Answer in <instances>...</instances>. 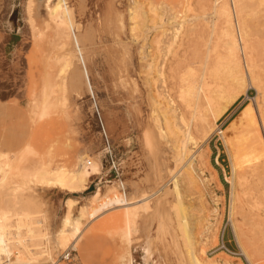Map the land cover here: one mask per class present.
Listing matches in <instances>:
<instances>
[{
  "label": "rangeland",
  "instance_id": "1",
  "mask_svg": "<svg viewBox=\"0 0 264 264\" xmlns=\"http://www.w3.org/2000/svg\"><path fill=\"white\" fill-rule=\"evenodd\" d=\"M30 1L29 12V0H0V210L31 212L35 220H41L35 224L39 235L32 248L51 255L43 256L39 264L56 262L71 246L74 264H116L122 241L130 244L132 264H143L148 242L152 247L149 264H192V253L201 264H264V231L254 225L257 213L264 211V196L259 195L264 187V0H243V13L236 0V7L232 0L218 4L215 0H139L145 8L140 18L144 26L134 30L129 0H68L79 25L62 36L53 23L47 24L44 0ZM114 2L122 24L112 17ZM223 3L231 11V32L240 45L237 55L243 72L253 68L251 75L257 77L255 82L245 78L243 88L233 86V91L223 66L232 42L225 35L230 29L218 8ZM104 18L100 32L98 24ZM141 51L152 63L149 73L142 67ZM60 55L68 65L63 72L55 59ZM212 68L213 76L209 74ZM205 80L218 91L237 95L216 118L193 98ZM164 100H172L179 109L177 117L169 116L173 134L160 108ZM218 103L223 105L225 99L221 97ZM248 109L254 115L253 125L245 120ZM201 116L212 126L203 128ZM247 125L258 127L263 143L258 159L250 162L252 168L258 166V173L252 172L246 184L241 180L248 167L242 166L240 158L247 138L242 141L240 135ZM81 157L98 159L102 167L84 192L71 195L37 184L31 185L28 203L10 195L19 181V167L43 160L52 169L77 170ZM172 176L179 180L182 203L173 191ZM244 185L246 190L241 188ZM98 187L103 193L112 187L107 198L123 193L131 202L150 195L146 200L149 211L137 216V236L128 234L124 209L89 216L88 199ZM68 197L79 201L72 216L78 217L82 205L88 213L79 216L83 228L79 240L60 247L58 231ZM244 218L253 226H245ZM11 222L15 225L16 216ZM225 226V241L241 256L216 249ZM11 229L16 231L15 226ZM237 235L249 259L238 246ZM14 261L12 256L11 264Z\"/></svg>",
  "mask_w": 264,
  "mask_h": 264
},
{
  "label": "bare ground",
  "instance_id": "2",
  "mask_svg": "<svg viewBox=\"0 0 264 264\" xmlns=\"http://www.w3.org/2000/svg\"><path fill=\"white\" fill-rule=\"evenodd\" d=\"M40 1V0H39ZM152 1V0H151ZM149 0V3L151 2ZM155 1V0H154ZM216 4H218L220 2V0H215ZM224 1V0H223ZM226 1V0H225ZM224 1V2H225ZM237 1V5L239 6L240 11L243 13V0H236ZM235 0H232V6L235 4L236 2ZM130 2V7H129V14H130V20H131V24L132 29L134 30L137 26H144L143 23L141 24V20L140 18L143 17V10L145 8H143L142 3L139 2V0H129ZM222 2V0H221ZM31 1L29 0L28 2V11L30 12L32 7H31ZM225 3H228L227 1ZM223 3L221 5V7L219 6L218 8L221 9L219 11H221L222 16L225 17V21L227 23V27H229L230 30H227L226 34L228 38H230L232 40L231 44L227 46L228 49V54H227V58L226 61H224L223 66H225L228 69L229 75H230V79L232 80L231 83V89L233 86H242L241 89L243 88V84L245 81V78L248 79L247 81L250 80L251 81H257V77L255 75H251L254 74L253 72V68H250V73L248 72L249 70H246L247 73L245 74L243 72L242 69V63L240 62L238 55H237V51L238 49H240V45L239 42H236V36L234 35L233 32H231V11L229 8L228 4ZM152 4V3H151ZM44 5L47 8V14H48V19L47 21H49L47 24L53 23L56 27V29L59 31L60 35H65L71 28L72 26H75V22H74V15H73V9L71 6H69V2L68 0H44ZM154 5V3L152 4ZM159 4L156 5V7ZM228 6V7H227ZM237 6V7H238ZM148 7V6H147ZM236 7V4H235ZM233 7V8H235ZM155 9V7H154ZM163 9V7H161V10ZM153 10V8H152ZM160 11V9H158ZM233 11V9H232ZM239 11V12H240ZM161 12V11H160ZM160 12L158 13V15H160ZM235 13V12H234ZM153 14V13H152ZM156 15V12L155 14ZM236 15V14H235ZM164 16V15H163ZM154 17V16H153ZM155 18V17H154ZM159 18V17H157ZM146 19V18H145ZM143 19V20H145ZM153 19V18H152ZM233 20V19H232ZM146 22V21H145ZM158 22V21H157ZM163 22V21H162ZM169 22V21H168ZM243 23V22H242ZM166 24V23H165ZM164 24V25H165ZM146 26V25H145ZM158 26V25H157ZM164 27V26H163ZM76 29V28H75ZM163 30V29H162ZM166 32V31H165ZM224 33V32H223ZM163 34V33H162ZM133 35V34H132ZM159 36V35H158ZM161 36V35H160ZM224 36V35H223ZM135 37V36H134ZM226 37V36H225ZM226 37V39H227ZM135 39V38H134ZM228 39V42L229 40ZM160 41V39H158ZM238 41V40H237ZM242 42V41H241ZM240 42V43H241ZM63 43L60 44V46ZM145 52L141 51L140 54V58L141 60H145V63H142V67L144 66L146 71L149 73L151 71L152 68V63H150V61L148 59H146V55H144ZM58 58L60 60H58ZM55 59L57 60L56 62L60 63V68H61V72L65 71V69L68 67L67 62L65 60L64 56H58L55 57ZM62 59H64L65 61H63ZM142 60V61H143ZM252 62V59H251ZM250 62V63H251ZM253 63V62H252ZM248 65V64H247ZM252 67V66H251ZM254 67V66H253ZM191 68V67H190ZM189 68V69H190ZM210 68V67H209ZM249 69V68H248ZM194 70V69H193ZM215 68H212L209 72L210 75L213 76ZM227 72V73H228ZM189 74L192 72H188ZM194 73V72H193ZM216 73V72H215ZM214 73V74H215ZM61 74V73H60ZM208 74V75H209ZM228 75V74H227ZM194 76V75H193ZM190 77L192 76H189ZM187 78V77H186ZM202 78V77H201ZM229 78V77H228ZM252 78V80H251ZM193 79V78H192ZM187 81L188 78L186 79ZM185 80V81H186ZM194 80V79H193ZM193 80L190 83L193 82ZM184 81V79L182 80ZM197 81V80H195ZM182 82H180L181 85ZM185 83V82H184ZM212 83V82H211ZM209 81H204L203 85L198 86L197 91H196V95L193 96V98L195 97L198 102L201 104L200 106H204L207 110L209 109L211 112V116H213V118L220 116V114H222L228 106H230L234 100H236V94L233 95V92L231 91H218V89H215L214 86L212 87ZM188 84V83H187ZM223 84V83H222ZM194 85V84H193ZM183 86V85H182ZM186 87V83L184 85ZM181 87L182 88H184ZM222 86V85H221ZM220 86V87H221ZM253 86V85H252ZM192 87V86H191ZM194 87V86H193ZM227 87V85H226ZM187 88V87H186ZM235 88V87H234ZM180 89V87H179ZM190 89V88H188ZM187 89V90H188ZM220 89V88H219ZM228 89V87H227ZM230 89V90H231ZM171 90V89H170ZM184 90V89H183ZM190 91V90H189ZM195 91V90H194ZM233 91V89H232ZM236 91V90H235ZM182 92V91H179ZM186 92V91H184ZM180 93L183 95V93ZM188 92V91H187ZM189 95L192 94V91L188 92ZM221 93H225L222 94V96H219ZM235 93V92H234ZM163 95V94H162ZM184 95H187L184 94ZM166 95H164L165 98ZM169 96V95H168ZM162 97V96H161ZM182 97V96H181ZM190 97V96H189ZM188 97V98H189ZM225 99V103L222 105L221 103L219 104L218 101L220 98ZM163 98V99H164ZM170 98V96H169ZM184 98V97H183ZM182 98V99H183ZM187 98V97H186ZM192 98V97H191ZM192 98V99H193ZM194 98V99H195ZM162 99V98H161ZM168 99V98H167ZM48 100V99H47ZM173 100V99H172ZM171 101H165L166 104L163 106H160V108H163V116H164V120L166 121V123L168 124V129L170 131V133L173 134L174 129H172L171 127V123H169V116L172 118L177 117V113L179 111H177L176 105H173ZM187 100V99H186ZM189 100V99H188ZM196 100V101H197ZM49 101V100H48ZM192 101V100H190ZM195 101V102H196ZM194 102V103H195ZM47 103V102H46ZM49 103V102H48ZM162 104V103H161ZM175 104V102H174ZM190 105V103H188ZM50 105V103L48 104ZM187 105V106H189ZM194 105V104H193ZM196 105V104H195ZM222 108H221V106ZM179 107V106H178ZM185 107V106H184ZM48 108V107H47ZM183 108V105H182ZM186 108V107H185ZM220 108V109H219ZM250 108V107H249ZM45 111V110H44ZM47 111V110H46ZM184 111V110H183ZM189 111V109H188ZM207 112V111H206ZM181 113V112H180ZM187 113V112H186ZM190 113V112H189ZM245 113V120L247 123H251L254 121V115L253 112L250 111L248 109V111L244 112ZM182 114V113H181ZM184 114V113H183ZM182 114V115H183ZM206 114V113H205ZM188 115V114H187ZM243 115V114H242ZM205 116V115H204ZM182 118V116H180ZM179 117V118H180ZM185 116H183L184 118ZM208 117V116H207ZM182 118V120H183ZM242 118V117H241ZM264 118V117H263ZM181 120V119H180ZM173 121V120H172ZM195 121V120H194ZM200 121V120H199ZM198 121V123H199ZM211 121V120H210ZM175 122V121H174ZM173 122V123H174ZM178 122V121H177ZM255 122V121H254ZM176 123V122H175ZM257 123V122H256ZM209 122L208 119L206 117H202L201 116V125L203 126V128L209 126ZM263 126H264V120L262 122ZM246 125V124H245ZM253 125V124H252ZM173 126V124H172ZM174 126L176 127V125L174 124ZM212 125H210L209 127H211ZM242 126V125H241ZM244 126V125H243ZM242 126V127H243ZM174 127V128H175ZM200 127V126H199ZM178 128V127H177ZM189 129V128H188ZM176 130V129H175ZM177 132V130H176ZM191 133V132H190ZM190 133L188 131V133H186V135L190 138V140L192 139V137H190ZM220 133L222 134L223 131H220ZM208 134V133H207ZM186 136V137H187ZM192 136V135H191ZM238 136V135H237ZM239 137V136H238ZM237 137V138H238ZM231 138V137H230ZM247 142L246 144V148L245 150L240 154L242 155L240 160L242 163L243 167H248L244 168V174H243V180H248L249 176L251 175V173H258V166H254L252 168V166H250V162H253L255 160L258 159V156L260 155V151H259V146L262 142V138L261 135L259 134L258 131V127H251L248 126L243 129L241 131V135H240V140L244 141L243 139ZM197 140V139H196ZM150 144V143H149ZM147 146H149L147 144ZM200 147V146H199ZM261 147V146H260ZM262 148V147H261ZM254 149V150H253ZM150 151V150H149ZM158 153V152H156ZM250 153V154H249ZM252 153V155H251ZM160 156L163 154H161V152L159 151ZM30 155V154H29ZM262 155H264L262 153ZM159 156V157H160ZM148 157V156H147ZM191 158V157H190ZM189 158V159H190ZM152 159V157H151ZM158 162V160H156ZM161 161V160H160ZM159 165H162L161 162ZM188 161V160H187ZM186 161V162H187ZM194 161V160H193ZM152 163V162H151ZM155 163V162H154ZM157 163V164H158ZM190 168L191 170L193 169V162L192 160H189ZM240 163V164H241ZM155 165V164H154ZM157 165V167L159 166ZM258 165V164H257ZM240 166V165H239ZM153 168H155L154 166H152ZM1 168V167H0ZM101 164L99 162L98 159H95L94 161H90V160H85V157H81V162L80 165L78 167L77 170H67L65 168H60V169H52L50 167V164L46 163L43 160H39V161H33L32 163H29L26 166L23 167H19V171H18V178L19 181L18 183L13 187L10 195L12 196V198H15L16 200L18 199V197H20L21 199H23L24 201H26L27 203L31 201L32 198V194H30V189H31V185L35 186L37 184H40L41 186H44L46 188H53V189H59L63 192H65L66 194H71V195H75V194H79L84 192L85 190H87L88 188V181L90 179V177L93 174H98L101 171ZM152 168V169H153ZM235 168V166L233 165V169ZM252 168V170L250 169ZM156 170V169H155ZM159 170V168H158ZM157 170V171H158ZM243 170V169H242ZM151 172V171H150ZM159 172V171H158ZM261 172V171H260ZM188 175V172H186ZM232 173V172H231ZM157 174V172H156ZM159 174V173H158ZM176 174V173H175ZM242 174V173H241ZM240 174V175H241ZM152 177H154L153 173H151ZM239 175V174H238ZM161 176V175H159ZM165 176V175H164ZM191 176V175H190ZM148 177V176H147ZM190 178V177H189ZM156 179V178H154ZM172 179L174 181V187H173V191L175 193L176 198L178 199L179 203H182L181 200V193L179 190V180L177 178H175V176H172ZM171 179V180H172ZM4 180V178H3ZM1 180V181H3ZM159 180V179H158ZM248 181H246L245 183L247 184ZM233 184V183H232ZM2 185V183H0V186ZM245 187L241 186V188L245 189L247 188L246 185H244ZM119 187V186H118ZM249 187V186H248ZM157 187H155V190ZM256 189V188H255ZM116 190V189H115ZM152 190V189H151ZM246 190V189H245ZM249 190V189H248ZM254 190V188H253ZM258 190V189H257ZM262 191V193L260 191ZM257 193H259V195H262V199L264 196V187H261L259 189ZM113 191L112 187H110L108 189L107 192L102 191L101 188H97L95 190V192L90 196V198L88 199L90 201V211H89V216L91 218H96L100 215H102V213L104 212H108L110 210L113 209H124V215H125V219L126 220V226H127V231L129 235H135L137 231H139L140 229L138 228V221H137V216L141 213L147 212V210L150 208V206L147 203V199L150 197V195H143L141 199L137 200V201H129L128 197L123 194V193H119L113 197H108V194L111 193ZM145 191V190H144ZM142 191V192H144ZM150 191V189H149ZM151 192V191H150ZM153 192V191H152ZM245 192V191H244ZM255 192V191H254ZM154 193V192H153ZM172 192V194H174ZM152 194V193H151ZM155 194V193H154ZM153 194V195H154ZM159 196V193H157ZM244 194V193H243ZM29 195V196H28ZM163 195V194H162ZM258 195V196H259ZM248 196V195H247ZM250 196V195H249ZM257 196V195H256ZM254 196V198L256 197ZM257 196V197H258ZM259 196V197H260ZM105 199L104 201L96 204V201L99 199ZM158 198V197H157ZM20 199V200H21ZM150 199V198H149ZM160 199V198H159ZM158 199V200H159ZM260 199V198H259ZM157 200V199H156ZM261 200V199H260ZM233 201V200H232ZM78 200L74 199L72 197H68L66 199V214L63 218L62 224L59 228L58 231V238H57V243L60 245V247H66L68 244L70 243H76L77 240L79 239V237L82 234V226H81V221L79 219V216H85L88 212L87 209H85V205H82L80 208H78V217L77 216H72L73 210L75 209V205L78 204ZM262 202V200H261ZM151 203V202H150ZM247 203H248V198H247ZM257 204V201H256ZM255 204V205H256ZM263 204V203H262ZM167 205V204H166ZM181 206V204H180ZM250 206V205H248ZM260 206V205H259ZM77 207V206H76ZM182 207V206H181ZM256 207V206H254ZM253 208V207H252ZM251 208V209H252ZM260 208V207H259ZM249 209V208H248ZM258 209V208H256ZM149 211V210H148ZM259 211V210H258ZM170 213V212H169ZM256 213V212H255ZM247 214V213H245ZM123 215V216H124ZM142 215V214H141ZM151 215V214H150ZM248 215V214H247ZM246 215V216H247ZM13 216H16V222L15 225H13V223L11 222V218ZM244 216V215H243ZM242 216V217H243ZM245 216V217H246ZM169 217V216H168ZM250 217V216H249ZM124 218V217H123ZM147 218V217H146ZM246 219L245 221H249L244 222L245 226L246 225H250L253 226L251 224V220H247L248 218H244ZM256 220L254 221V225L258 228H262V230L264 231V211H259L256 215ZM35 218L33 216H31V212H27V213H21V212H12L10 213L9 211H7L6 209L4 210V208L2 210H0V264L3 263V260L5 261V258L7 259V261H9V263L11 264V257L14 256L15 257V261L13 262V264H39L40 259L43 256H50V252L47 250L45 251H40V250H35L36 244H34V239L39 235V232L37 231L38 226L35 227V224H39L41 223V220H35ZM169 221V220H168ZM231 221V220H230ZM186 221L184 220V222H182V225L184 227V229H187V223H185ZM247 223V224H246ZM83 224V223H82ZM15 226L16 231H12V227ZM125 226V225H124ZM140 227V226H139ZM234 228V227H233ZM254 228V227H253ZM25 229V232H23V230ZM37 229V230H36ZM171 230V229H170ZM235 230V229H234ZM248 230V229H247ZM246 230V231H247ZM171 232V231H170ZM187 232V231H186ZM255 232V230H254ZM135 233V234H134ZM138 233V232H137ZM249 233V231H248ZM187 234V233H186ZM202 234V232H201ZM235 234V231H234ZM239 234V233H238ZM236 235V234H235ZM137 236V235H135ZM134 236V237H135ZM236 237V236H235ZM140 239L139 237H135ZM247 238V237H246ZM255 238V236H254ZM162 239V237H161ZM135 240V239H134ZM155 240V238L153 239ZM152 240V241H153ZM254 240V239H253ZM137 241V239H136ZM180 241V240H179ZM189 244L190 246L192 245L190 239L188 238ZM240 245L239 248L242 250L243 253H245L244 255H247L246 258H250V255L247 253V251L243 248L242 244H241V238H239V236L237 235V240H236ZM148 242V241H147ZM154 243V241H153ZM180 243V242H179ZM256 243V241H255ZM147 247L143 248V264H149L150 263V247L149 246V242L147 243ZM120 246V245H119ZM155 246H157V243L154 245V248L157 249ZM254 246V245H253ZM181 247V244H180ZM183 247V246H182ZM258 247V246H257ZM119 248V247H118ZM152 248V247H151ZM262 247L260 246V248L258 247L257 249L262 250ZM153 249V250H155ZM191 249L192 246H191ZM119 250V249H118ZM185 252V251H184ZM193 251H191L192 253ZM256 252V251H255ZM259 252V251H258ZM257 252V253H258ZM163 253H166L163 251ZM117 254V253H116ZM119 254V253H118ZM187 254V253H186ZM193 255L192 257V264H201L199 262V260L197 259V257L194 255V253H192ZM159 256V255H158ZM165 259H166V254L164 255ZM186 256V255H185ZM118 257V256H117ZM130 244L128 242H121V253L119 254L118 257V262L116 264H132L131 263V258H130ZM183 259H184V254H183ZM189 261V260H188ZM191 261V260H190ZM189 261V263H191ZM6 262V261H5ZM167 262V261H166ZM185 262V261H183ZM186 263V262H185ZM263 264V263H262Z\"/></svg>",
  "mask_w": 264,
  "mask_h": 264
},
{
  "label": "built area",
  "instance_id": "3",
  "mask_svg": "<svg viewBox=\"0 0 264 264\" xmlns=\"http://www.w3.org/2000/svg\"><path fill=\"white\" fill-rule=\"evenodd\" d=\"M225 229H226V226L224 227V229L222 230L220 234L219 242H218V245L216 246V249L221 250L230 256H241L240 253L233 251L228 246L227 242L225 241V238H224ZM56 262H65L66 264H74L76 262V255H75V249L73 248V246H71L65 252H63L59 256ZM56 262L50 263V264H56ZM2 264H9V261L4 262Z\"/></svg>",
  "mask_w": 264,
  "mask_h": 264
},
{
  "label": "crops",
  "instance_id": "4",
  "mask_svg": "<svg viewBox=\"0 0 264 264\" xmlns=\"http://www.w3.org/2000/svg\"><path fill=\"white\" fill-rule=\"evenodd\" d=\"M69 2V1H68ZM114 6H115V8L113 9V10H111V12H112V17L115 15V19L116 20H118L119 22H121V20H120V14L116 11V4H115V2H114V4H113ZM69 6H71L70 5V3H69ZM73 9V8H72ZM73 15H74V22H75V24L76 25H79V24H77V19H76V14H75V11H74V9H73ZM105 22H106V19L104 18V20H100V22H99V24H98V29H99V31L101 32L102 30H101V28H103V26L105 25ZM121 24H122V22H121ZM81 27V26H80ZM96 32V31H95ZM132 41L133 42H135L134 41V39L132 38ZM85 60V59H84ZM85 65H86V61H85ZM86 68H87V65H86ZM87 72H88V69H87ZM88 79H89V75H88ZM89 83H90V80H89ZM90 86H91V84H90ZM102 169V168H101ZM102 171V170H101ZM101 171H100V173H98V174H93L91 177H90V179H89V182L91 181V179H92V177L93 176H97V175H100L101 174ZM99 188H101V187H99ZM102 189V188H101ZM80 238V237H79ZM79 240V239H78ZM77 240V241H78Z\"/></svg>",
  "mask_w": 264,
  "mask_h": 264
}]
</instances>
